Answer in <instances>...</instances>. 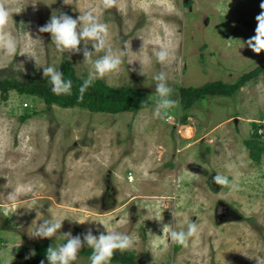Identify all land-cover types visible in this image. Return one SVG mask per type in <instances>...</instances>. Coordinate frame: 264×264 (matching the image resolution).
<instances>
[{
	"label": "rangeland",
	"instance_id": "rangeland-1",
	"mask_svg": "<svg viewBox=\"0 0 264 264\" xmlns=\"http://www.w3.org/2000/svg\"><path fill=\"white\" fill-rule=\"evenodd\" d=\"M262 3L115 0L104 8L102 0H0L13 11L8 31L20 40L17 56L0 51V80L43 82L41 66H59L65 59L77 77L87 78L92 66L83 62L82 52L58 53L50 34L39 27L53 14L76 18L92 7L108 25L114 51L125 41L130 44L119 70L100 80L146 93L152 101L137 111L93 112L47 104L16 89L3 99L0 89V264H48L46 255L33 256L37 245L57 247L67 238L30 235L41 219L50 218L65 219L58 234L70 232L82 240L90 228L96 236L106 229L130 235L133 248L116 253L133 256L134 264H256L244 255L248 251L264 257V72L233 95H206L189 107H183L178 89L236 83L264 63V51L257 54L247 43L264 12ZM159 43L170 48L172 59L160 65L153 57L142 74L136 60L151 56ZM160 71L167 74L178 105L168 110L170 118L153 119L152 77ZM252 121L260 125L258 162L245 144L252 137ZM243 149L251 163L230 176L238 187L216 185L215 172ZM18 185L32 191L9 201ZM34 204L43 205L40 213L30 209ZM155 208L162 212L161 222L149 220ZM76 219L97 222L78 224ZM189 220L200 230L187 248L162 232L163 225L178 230ZM87 249L82 246L74 264H90Z\"/></svg>",
	"mask_w": 264,
	"mask_h": 264
},
{
	"label": "clouds",
	"instance_id": "clouds-1",
	"mask_svg": "<svg viewBox=\"0 0 264 264\" xmlns=\"http://www.w3.org/2000/svg\"><path fill=\"white\" fill-rule=\"evenodd\" d=\"M66 3V0H65ZM115 0H102L104 8H110L114 5ZM264 8V3L261 4ZM13 11L3 4H0V51L4 55L9 57L17 56L18 50L20 48V40L17 36L13 35L8 31V25L12 19ZM258 22L255 29V35L248 40V46L255 53L259 54L264 51V12L256 17ZM40 33H49L51 36V41L55 45V49L58 53L64 55L65 53H78L82 52L83 62L85 64H90L92 70L89 72L88 77L83 80L80 87V92L83 93L88 87H90L97 79H102L106 75L118 71L123 63V58L127 55L130 44L125 41L123 48L116 52L113 50L109 38V28L108 25L101 21L100 13L98 9L89 7L81 14L73 18L67 14H53L50 20L43 26L39 27ZM39 40V39H35ZM81 44L85 45L84 48H80ZM91 44V49L87 47ZM144 46V42H143ZM142 46V48H143ZM141 48V49H142ZM29 57L34 58V55ZM24 53V54H25ZM103 53L102 55H98ZM93 57H96L93 59ZM155 59V63L160 65H167L172 59V53L170 48L164 43H159L153 48L151 56H147L144 60H136L141 64L142 68L145 62H151ZM36 61V60H35ZM134 61H130L129 65ZM43 69V76L47 77L49 83L51 84V91L55 95H70L72 90V80L65 79L64 73L59 70L58 66L46 65L41 66ZM155 82V107L152 110L153 119H164L168 117V110L171 107L178 105V101L171 99L172 88L168 84V77L164 71H160L158 74L152 77ZM251 163L248 156L247 149H243L235 161L226 163L223 166L222 171L215 172L216 175L213 176V182L221 187L229 188L230 190H235L238 185L235 182L233 176L234 170L245 169ZM32 191L31 186L18 185L9 194V201L15 202L20 199V197ZM43 205L34 204L30 209L35 208L37 214L40 213V208ZM65 219H41V223L36 224L33 231L31 232V237L33 238H53L64 236L66 237V242L60 244L57 247H49L46 253V259L48 264H74L78 258V253L82 246L86 245L92 250L89 256L90 264H111L112 257L114 253L119 251L124 253L130 250L134 246L133 239L130 235L112 230L106 233H100L98 236L93 235V231L90 228L86 233L83 234V240L81 235L72 236L71 233L58 234V230L62 228V222ZM157 222L163 220L162 212L159 208H155L150 213V219ZM78 224H84L85 222H97L93 219L88 220H73ZM99 231V229H96ZM199 225L192 220L187 221V223H181L179 229L173 228L172 225H163L162 232L167 234L170 242L177 244L181 247L187 248L189 246L190 240L197 235L199 232ZM257 252L249 251L244 254L249 256V258L254 259L256 264H264V257L256 254ZM35 253H33L34 255ZM40 264H45L44 260H41Z\"/></svg>",
	"mask_w": 264,
	"mask_h": 264
},
{
	"label": "trees",
	"instance_id": "trees-1",
	"mask_svg": "<svg viewBox=\"0 0 264 264\" xmlns=\"http://www.w3.org/2000/svg\"><path fill=\"white\" fill-rule=\"evenodd\" d=\"M59 70L64 73L65 79L72 80V90L70 95H55L51 91V84L45 78L43 82L27 81L18 82L12 79L0 80L1 96L6 98L10 89H16L19 93L26 94V97L32 95L34 98L43 99L47 104L57 103L62 106H77L86 108L93 112H119L125 110L137 111L142 106L148 107L152 101L148 99V95L143 92L133 90L128 87H111L105 84L102 80L97 79L83 93L80 92V87L85 77H77L74 68L70 62L65 59L58 66ZM264 72V63L257 65L253 69L244 73L236 83H223L221 81L208 82L200 87L181 86L179 94L183 107H189L197 99L206 95L224 94L233 95L239 86L243 85L250 79ZM143 108V107H142ZM253 132L252 137L245 140V144L251 149V158L258 162L263 153V147L258 143V130L260 125L252 121ZM179 246V245H178ZM48 244L37 245V250L34 257L38 258L45 256L47 253ZM92 250L87 249L84 253L91 255ZM111 261H119L122 264H134L133 256H119L114 253ZM168 264V263H165Z\"/></svg>",
	"mask_w": 264,
	"mask_h": 264
}]
</instances>
